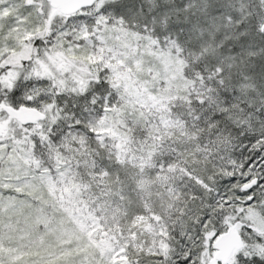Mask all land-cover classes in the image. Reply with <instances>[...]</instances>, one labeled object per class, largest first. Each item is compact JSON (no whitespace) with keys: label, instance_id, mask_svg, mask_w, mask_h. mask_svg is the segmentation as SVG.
I'll return each instance as SVG.
<instances>
[{"label":"snow or ice","instance_id":"6c2138e0","mask_svg":"<svg viewBox=\"0 0 264 264\" xmlns=\"http://www.w3.org/2000/svg\"><path fill=\"white\" fill-rule=\"evenodd\" d=\"M0 264H264V0H0Z\"/></svg>","mask_w":264,"mask_h":264}]
</instances>
